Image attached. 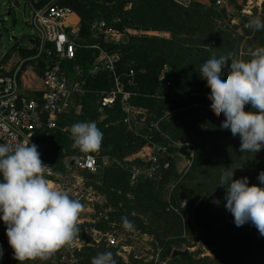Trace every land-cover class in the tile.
<instances>
[{
    "label": "rangeland",
    "instance_id": "obj_1",
    "mask_svg": "<svg viewBox=\"0 0 264 264\" xmlns=\"http://www.w3.org/2000/svg\"><path fill=\"white\" fill-rule=\"evenodd\" d=\"M123 1L125 10L131 8V3L128 0H86L89 3L87 7L99 4L101 7H106L107 10H115L113 13L115 18L119 16L115 7ZM174 1L180 4L194 2V0ZM204 1L213 8V12L208 15L212 24L199 28L190 27L188 31L182 32L181 35L184 38L194 40L198 47L192 46L191 42H184L186 49L179 54L180 67L185 69L190 67L189 69L194 71L200 69L201 64L212 58L213 55L219 57L218 54L229 51L234 52L235 58L248 60L252 49L264 46L263 30H254L247 26L248 21L254 16L264 18V0H217L216 3L211 0ZM53 2L64 4L65 1L36 0V3L44 5ZM160 2L163 1L156 0L152 3L155 6ZM87 7L83 8V11ZM83 11L82 14L75 11L78 16L75 18V27L86 26L90 21L95 22L104 17L111 18L102 8L90 13H83ZM29 13L26 0H0V34H3L5 45L14 46V41H11V38L23 40V36L26 34L37 36L35 28L27 22ZM84 14L87 17H83ZM197 20L202 22L205 18H197ZM114 28L120 33L118 28ZM166 29L131 34L168 37L172 32ZM102 35L112 42L123 38L122 33L120 36H117V33L116 36L113 34ZM124 39L129 40V36ZM168 47V45H163V48L168 49ZM200 48L207 49L209 53L207 55L203 53L204 55L200 56ZM144 60L143 56L137 54L130 58L129 64L136 67L138 72L144 73L147 69L153 68L154 65L150 64L152 60H157V64L162 61L155 57H150L149 62ZM163 74L161 75L162 80ZM114 84L115 79L112 81L110 90ZM168 85L164 83L162 86L173 94L175 92L173 85L171 88L169 87L170 89L167 88ZM88 88L89 84L85 83L84 92ZM108 91H101L98 94L104 97ZM171 99L172 97L167 102L173 101ZM87 102L89 107L85 105ZM115 103L116 101L111 105H104L103 98L101 101L100 97L95 100L78 98L66 110L62 119L65 124L61 127L67 129V132L63 134L69 137V129L73 124L95 122L97 125L105 124L109 128L112 127L113 130L109 134L112 142L120 143L124 137L130 139L127 144L125 142L119 145L120 156L113 158L103 156L101 149L88 152L97 158L98 170L96 173L88 174L77 170L75 165H71L65 174H55L48 181L54 189L67 192L70 198L78 199L82 204V211L77 219L79 232L76 234V239L79 242L83 241L85 251L78 254V261L83 259L91 264L92 258L98 253H112L113 251L121 258L123 264H220L215 253V250L219 248L228 254L230 259L228 264H264V237L258 233L254 225L245 223L237 227L232 216L229 219L230 231L222 227L216 228L213 234L215 247L210 251L201 241L203 232L195 226L188 229L181 211L193 198L199 196L201 199L213 191L225 168L234 169L233 179L247 176L250 184H258L257 176L261 171H264V149L256 154L241 153L239 136L234 137L230 130L220 127L224 119L223 114L212 110L209 103L197 102L190 105L188 108L192 106L194 110L189 115L187 113L183 115L178 109L169 108L161 116L158 115L157 107L152 111L150 107L137 103H132L129 113L122 110L123 113L119 114L116 108H113ZM249 109L250 105H245V110ZM151 127L155 129L153 134L146 132ZM126 134L130 135L126 137ZM158 136L164 138V144L159 143ZM186 144L193 148L190 157L181 154L178 150L180 146ZM72 145L66 148L68 161L76 156L86 154ZM174 147L177 150H169ZM199 151L206 157L201 164H196L194 157ZM155 156H157V160L154 159ZM168 157L174 162L175 174L170 173L166 179H163L165 172L160 173V171L169 167ZM162 159L166 160V163L161 164ZM110 170L113 172L124 171L126 177L133 184H136L140 178L155 180L158 186L162 182L163 188L159 189L161 201L171 202L173 199L181 198V208L173 205L166 206V208L160 207L152 202L147 203V200H135V196L131 192H121L128 201L132 202L126 204L122 200L119 206L131 217L130 221L134 228L129 231L122 225L110 222V213L115 208L102 192L103 175ZM224 203L225 201L222 204L223 209H225ZM171 210L178 213L180 218H176ZM134 217H137L147 227L142 228L135 224ZM112 220L117 221L115 218ZM89 248L98 249L99 252L91 256L92 253L88 252ZM168 250L186 252V255L190 257L177 256L173 258L171 253L166 256L165 253ZM62 255L58 257L51 254L47 258L49 264H73L64 254Z\"/></svg>",
    "mask_w": 264,
    "mask_h": 264
},
{
    "label": "trees",
    "instance_id": "obj_2",
    "mask_svg": "<svg viewBox=\"0 0 264 264\" xmlns=\"http://www.w3.org/2000/svg\"><path fill=\"white\" fill-rule=\"evenodd\" d=\"M30 1L38 8L44 6V4L36 3V0ZM64 1V4L59 5L70 7L78 14H82L83 8L89 6V3L86 2V0ZM153 1L156 0H128V2L131 3V8L127 10H125L123 1L117 7H115L119 14L117 18H115L116 16L114 17L113 15L115 10H107L106 7H101L99 4H94V6L87 7L84 10L85 12L83 11V13H90L98 8L104 9L105 12H107V16L109 15L111 18L104 17L103 19H106L105 21H107L111 26L118 28V30L123 35V38L116 42L108 41L102 34L95 32L93 27L91 26L93 21H90V23L86 26L81 25L74 28L68 27L69 29H76L79 31V46L76 49L75 57L72 60H64L60 58L59 60L62 64V67L67 71V73H69L70 75L74 74L76 78L81 80L84 79L85 83L89 84V88L85 92L78 93L73 96V101L69 105V107H71L74 101H76L78 98H90V100H95L97 97H100L102 101L103 97L102 95L99 96L98 93H100L101 91L110 90L115 75L119 76L123 80L125 84L124 89L131 92V101L133 104L137 103L138 105L148 106L152 111L156 110L157 107L159 116L163 115L166 109L169 108L178 109L183 115H186V113L189 115L194 110L192 106L188 108L190 105H193L197 102L211 104V101L207 98L208 94L210 93V88L207 86L206 79L201 78L200 69L191 71L189 69L190 67L186 69L180 67L179 63L181 61L179 54L182 53V50L186 49L184 42H191L192 46H196L197 44L192 39L184 38L181 35L182 32L188 31L190 27L195 26L199 28L204 25L206 26L212 24L210 20L211 18H209L210 16H208L213 12L212 6H209L208 3H206L204 0H194V2H186L184 4L177 3L174 0H162L163 2H160L155 6H153ZM211 1L213 3L217 2V0ZM53 4H58V2H53ZM83 17H87V15L84 14ZM197 18H205V20L202 22H198ZM188 24H190L191 26H187ZM163 29L170 30L172 34L168 37L148 36L147 34H131L138 32L148 33L150 32L149 30L157 32L163 31ZM262 33L264 34V30L262 31ZM128 36L129 40L126 41L124 37L127 38ZM17 44L18 43L14 45V48H16ZM164 44L169 46L168 49L163 48ZM96 46L102 49L118 51L120 53L121 57L120 61L116 64L115 73L109 71L101 65L99 60L101 52L100 49ZM38 48L39 44L37 42L32 50L24 48L22 49V51L28 56H31L37 52ZM203 53L207 55L209 52L207 51V49L204 50V48H200L199 55L203 56ZM137 54L139 56H143L145 62H149L150 57H155L156 59H161L162 61L157 64V60H152L150 64L154 65L153 68H151L150 70L147 69L144 73H140L138 72L136 67L129 64L130 58L134 57ZM220 55L222 54H218V56ZM54 59H56L55 56ZM77 68L82 69V72L80 74H77ZM225 69H227V64L225 65ZM90 70H94V72L91 74ZM132 72L134 74H131ZM162 73H164L163 80L161 79ZM164 83L169 84L167 87L168 89H170L173 85L175 92L171 94L169 90H166L165 87L162 86L164 85ZM170 96L172 97L171 100L173 101L167 102V100L171 98ZM85 105L86 107H89L88 102ZM69 107H67L60 116V126H64L65 124L63 123L62 119L64 118L63 116L66 114V110H68ZM113 108H116L119 114L123 113L119 100L116 101ZM158 115L157 117H159ZM157 117L156 120L158 119ZM96 126L103 133V139L100 148L102 151V155L108 156L110 158L120 156L121 151L119 145L125 142L127 144L130 139H126L124 137L120 143L115 141L112 142L111 136L109 135L113 130L112 127L109 128L105 126V124H96ZM146 132H148L149 134H153L155 133V129L151 127L148 128ZM128 135L130 134H126V137ZM158 141L160 144H164L163 137L158 136ZM35 143L41 150H43V152L46 153L45 157L48 163V167L53 173L65 174L71 168V161H68L66 157V148L72 145V139L68 135L63 134V132H61L60 130H43L36 135ZM169 150L175 151L177 150V148H169ZM205 157L206 155L201 154L199 151L195 155L194 161L196 164H201L204 161ZM167 160L169 161V167L165 170L162 169L160 171V173L165 172L163 179H166L168 177V174L170 173L175 174L174 162L170 160L169 157L167 158ZM165 161L164 159H162L161 164L166 163ZM125 174L126 173L124 171L122 172L120 170H117L113 172L110 170V172L103 175L104 185L102 187V192L108 198V200H110L115 208V210L110 213V222H115L117 225H122V217H127L129 221L131 220V217L123 212V208L119 206V203L122 200L126 204H131L132 202L128 201V199L125 198L124 195L121 194V192H131L135 196V200H147V203L152 202L155 205H159L160 207L162 206L166 208V206L170 205L178 208L180 207L181 198H178V200L173 199L171 202L161 201L159 189L161 190L163 188L162 182H160L158 186L155 180H152L150 178H140L137 180L136 184H133ZM225 190L226 189L224 188V195ZM210 193H208L207 195H209ZM202 198L204 197H201V199ZM201 199H199V196L193 198L189 201V204L181 210L183 213L184 221L186 223V227L188 229H192L194 227L192 221V211L197 202ZM223 202L224 199L221 202V206ZM171 211L176 218H180L178 213H176L174 210ZM231 217L232 215L229 213V219ZM114 218L117 221L112 220ZM133 222L135 224H138L142 228L147 227L137 217L133 218ZM218 227L221 226L215 227L214 233L216 228ZM222 228L230 231L229 221L228 226ZM0 246H2L4 253L3 257L0 258V264H20V262L14 258L13 249L8 244V238L6 236L5 229L1 227V224ZM82 248L78 254H82L85 251V247L83 245ZM97 250L89 248L88 252L90 254L92 253L91 256H94L97 252H99ZM174 251L175 250L171 252L170 250H168L165 255L169 256L171 253L172 256ZM215 253L216 258L218 259L220 264L229 263L230 259L228 254L222 252V250L219 248L215 250ZM112 254L113 258L116 260V264H123L121 258L117 254L113 253V251ZM54 255H57L58 257L63 256L59 249L53 253V256ZM177 256H181L184 258L190 257L186 254H179ZM78 257L76 263L73 262V264H89L83 259L79 262ZM23 264H49V262L48 259L41 260L37 258L26 260L23 262Z\"/></svg>",
    "mask_w": 264,
    "mask_h": 264
},
{
    "label": "clouds",
    "instance_id": "obj_3",
    "mask_svg": "<svg viewBox=\"0 0 264 264\" xmlns=\"http://www.w3.org/2000/svg\"><path fill=\"white\" fill-rule=\"evenodd\" d=\"M247 26L264 30V18L254 16ZM200 76L210 88V107L223 114L220 127L239 136L240 152L256 154L264 149V46L252 49L248 60L235 58L233 51L213 55L201 64ZM245 105L250 109L246 111ZM69 131L72 146L81 152L101 148L103 133L95 122H77ZM37 147L0 143V221L20 264L46 260L71 244L79 232L77 219L82 204L48 183ZM233 175L234 169L225 168L219 178L218 185L226 189L224 207L232 214L235 226L250 223L264 237V171L257 176L258 184H250L247 176L233 179ZM121 220L124 229L133 230L127 217ZM3 254L0 246V258ZM91 264H116V260L111 252H103L93 257Z\"/></svg>",
    "mask_w": 264,
    "mask_h": 264
},
{
    "label": "built area",
    "instance_id": "obj_4",
    "mask_svg": "<svg viewBox=\"0 0 264 264\" xmlns=\"http://www.w3.org/2000/svg\"><path fill=\"white\" fill-rule=\"evenodd\" d=\"M28 8L30 13L27 22L35 28L37 34L35 40L39 44L37 52L19 58L16 64L8 69L5 60L11 47L5 45L4 38L0 36V143L13 147L19 143L36 145V135L43 130L66 132L67 129L59 124L60 116L72 103L73 96L85 90V80L67 73L59 60V58L72 60L79 46V31L69 29L75 27V18L78 17L76 12L70 7L53 3L38 8L30 1ZM63 22H66L65 26ZM92 27L99 34L116 36L117 33V36H120L121 33L103 19L93 22ZM10 40L14 41L12 38ZM98 48L101 52L99 56L101 65L115 73L116 64L120 61V53ZM76 70L77 74L82 72V69ZM28 72L39 76L41 89L34 91L23 85L22 79L28 75ZM93 72L94 70H90L91 74ZM114 79V87L103 97V104L111 105L119 100L122 110L129 113L132 107L131 92L124 89L125 85L117 75ZM37 150L45 165V178L49 181L55 173L49 169L43 150L39 147ZM74 159L77 170L97 172L95 155L86 153ZM154 159L157 160V156ZM0 224L5 229L6 226L2 221ZM82 245L83 241L79 242L75 236L71 244L61 247L59 251L69 261L74 262Z\"/></svg>",
    "mask_w": 264,
    "mask_h": 264
},
{
    "label": "water",
    "instance_id": "obj_5",
    "mask_svg": "<svg viewBox=\"0 0 264 264\" xmlns=\"http://www.w3.org/2000/svg\"><path fill=\"white\" fill-rule=\"evenodd\" d=\"M64 26L66 22H63ZM193 148L190 145H182L179 147V152L187 157L192 155ZM75 165V159L73 158L70 163ZM224 196V187L217 186L216 189L206 197L197 202L192 211V221L196 228L203 232L202 243L210 251L215 247V240L212 238L214 229L217 226L227 227L229 221V213L227 210H223L221 202ZM219 200L220 203L216 204L213 201ZM179 254H187L186 252L175 250L172 257H176Z\"/></svg>",
    "mask_w": 264,
    "mask_h": 264
},
{
    "label": "crops",
    "instance_id": "obj_6",
    "mask_svg": "<svg viewBox=\"0 0 264 264\" xmlns=\"http://www.w3.org/2000/svg\"><path fill=\"white\" fill-rule=\"evenodd\" d=\"M28 1H30V0H26L27 5H28ZM2 35L3 34L1 33L0 36L3 37ZM35 39H36L35 35L26 34L23 36V40H19V39L14 40V45L16 43H18V44H17L16 48H14V46L11 47V50H9L8 58L5 60V65L8 69L12 68L16 64L15 62L19 58L28 57V55L25 54L22 51V49L25 48L28 50H32L34 45L36 44ZM27 74L28 75L24 76V78L22 79L23 85L25 87L31 89V90H34V91H37V89H41L42 84L40 82L39 76L36 73H31V72H28ZM45 156H46V153H45ZM71 159H73V158H71ZM45 160H46V157H45ZM87 173H89V172H87Z\"/></svg>",
    "mask_w": 264,
    "mask_h": 264
}]
</instances>
